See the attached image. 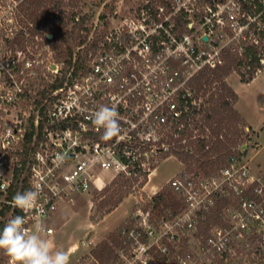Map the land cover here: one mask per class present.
Returning <instances> with one entry per match:
<instances>
[{
  "label": "built area",
  "instance_id": "1",
  "mask_svg": "<svg viewBox=\"0 0 264 264\" xmlns=\"http://www.w3.org/2000/svg\"><path fill=\"white\" fill-rule=\"evenodd\" d=\"M127 1L93 34L83 30L71 63L0 44V224L21 215L52 240L48 220L80 196L178 159L175 138L201 101L194 79L264 30V0ZM100 105L120 114L121 133L110 140L90 119ZM167 185L176 206L154 210L152 197L163 192L154 191L153 207L120 226L110 262L87 236L75 246L85 249L77 264H252L264 256V172L242 152L211 172L185 166ZM30 189L40 191L38 207L25 213L12 200Z\"/></svg>",
  "mask_w": 264,
  "mask_h": 264
},
{
  "label": "rangeland",
  "instance_id": "2",
  "mask_svg": "<svg viewBox=\"0 0 264 264\" xmlns=\"http://www.w3.org/2000/svg\"><path fill=\"white\" fill-rule=\"evenodd\" d=\"M127 3V0H0V44L13 47L28 46L36 54H40L45 63L51 60L55 61L58 60V52L52 49L51 43H47L44 40V35L40 33H45L47 36L48 33L55 32V30H48L44 27V16L52 14L54 28H56L57 19H59L64 24L62 32H70L74 30L75 26L77 28L75 32L86 37L89 32L83 33L85 29L80 30V24L85 26L84 28H89L93 34L98 19L100 20L107 13L116 9L124 10ZM35 17L40 23L34 21ZM54 17L57 21L53 19ZM77 17H79V21L76 19ZM35 26L39 31L37 35L32 34ZM99 26L100 24L97 25L96 31ZM19 33L24 36L23 42L18 38ZM79 39L74 40L73 35L70 36L69 42L63 45V48L78 44ZM252 43L253 41L249 44ZM77 46H75V50L78 48ZM79 51L83 52L84 56L87 53V48H81ZM243 63L245 64V61ZM242 69L244 67L241 65L240 70ZM226 81L238 94L239 98L235 106L241 115L243 128V134L233 153L242 152L253 170L264 172V68L250 82L241 81L237 70H232L226 77ZM198 132V130L194 131L196 134ZM155 165L150 177L137 181L129 180V184L122 187L123 199L111 212L106 213L109 207L102 205L106 197L113 193L115 188H119L117 184H113L115 181L109 183L102 191L95 190L80 196L76 203L61 210L48 220V223L56 229L54 243L58 249L68 252L70 264H77L81 259L85 249H75V246L80 239L87 236L97 243L98 252L107 251L103 257H109L108 251L116 242L120 226L139 211L153 207L151 196L154 191L166 192L165 199L171 195L167 191L168 179L174 173L185 168L186 164L174 157H168ZM171 199L172 197H169V206H176V199L174 197L173 200ZM162 208L164 205L161 202L158 203L157 200L154 210L158 212ZM3 262L4 252L0 251V264ZM224 264H242V260L229 258L224 261ZM256 264H264V256L256 259Z\"/></svg>",
  "mask_w": 264,
  "mask_h": 264
},
{
  "label": "trees",
  "instance_id": "3",
  "mask_svg": "<svg viewBox=\"0 0 264 264\" xmlns=\"http://www.w3.org/2000/svg\"><path fill=\"white\" fill-rule=\"evenodd\" d=\"M51 15L44 16V27L48 30H55L53 37L48 38L45 33H40L44 35V40L47 43H51L52 49L58 52L57 61L71 63L75 46L83 43L86 38L84 35L75 32L77 29L75 26L74 30L70 32H62L64 24L59 19H57L58 24L54 28ZM53 19L56 20L55 17ZM34 21L40 23L36 17ZM80 26V30L88 31V28H84L85 26L81 24ZM38 32L35 26L32 34L37 35ZM72 35L74 40L80 38L78 44L75 43L63 48V45L69 42V37ZM18 38L21 39V42L24 41V36L21 33L18 34ZM252 41L253 43L249 44ZM240 44L242 49L236 52L226 51V61L221 67L206 70L193 81L195 98L201 99V101L198 106H194L191 125H186L185 129L178 131L179 135L175 138V144L172 148V153L189 169H202L211 172L225 164L239 144V139L243 134L241 115L235 106L239 97L234 88L226 81V77L232 70H237L241 81L250 82L264 68V30L258 31L251 39L241 40ZM241 65L245 70H240ZM195 130L199 132L196 134L194 133ZM129 180L137 181L138 179L117 177L113 180L115 182H110V184L112 182L117 184L119 188H115L113 193L106 197L102 205L109 207L106 213L111 212L120 204L123 199L122 187L128 185ZM165 194L166 192L157 193L152 197V200H155V203L158 200V203L161 202L164 207H167L170 204L169 197H172L171 200H173L174 195L170 193L172 196L168 195L169 197L167 196L165 199ZM212 221H218V216L212 218ZM3 226L4 224L1 223L0 229ZM105 252L107 251L98 252L97 249L94 250L96 256L108 263L113 257V249L108 251L109 257H103ZM218 264H224V261L221 260ZM252 264H256V259L252 260Z\"/></svg>",
  "mask_w": 264,
  "mask_h": 264
},
{
  "label": "clouds",
  "instance_id": "4",
  "mask_svg": "<svg viewBox=\"0 0 264 264\" xmlns=\"http://www.w3.org/2000/svg\"><path fill=\"white\" fill-rule=\"evenodd\" d=\"M90 119L97 131L103 130V140L121 133L120 114L115 105H100ZM39 196V189H30L15 194L12 204L27 213L38 207ZM25 223L24 216L16 215L0 229V251L9 257L10 264H70L68 252L58 249L54 241L46 238L47 230L42 223L36 224L31 231Z\"/></svg>",
  "mask_w": 264,
  "mask_h": 264
},
{
  "label": "water",
  "instance_id": "5",
  "mask_svg": "<svg viewBox=\"0 0 264 264\" xmlns=\"http://www.w3.org/2000/svg\"><path fill=\"white\" fill-rule=\"evenodd\" d=\"M47 37H48V38H52V37H53V34L48 33V34H47Z\"/></svg>",
  "mask_w": 264,
  "mask_h": 264
},
{
  "label": "crops",
  "instance_id": "6",
  "mask_svg": "<svg viewBox=\"0 0 264 264\" xmlns=\"http://www.w3.org/2000/svg\"><path fill=\"white\" fill-rule=\"evenodd\" d=\"M249 123H250V122H249ZM253 127H254V126H253ZM55 237H56V236L54 235V237H53V239H52V241H54V242H55Z\"/></svg>",
  "mask_w": 264,
  "mask_h": 264
}]
</instances>
